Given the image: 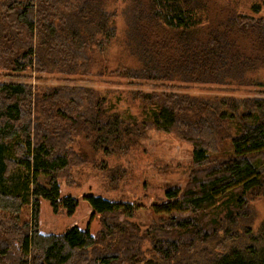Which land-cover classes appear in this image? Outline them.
I'll use <instances>...</instances> for the list:
<instances>
[{
  "label": "trees",
  "instance_id": "16d2710c",
  "mask_svg": "<svg viewBox=\"0 0 264 264\" xmlns=\"http://www.w3.org/2000/svg\"><path fill=\"white\" fill-rule=\"evenodd\" d=\"M133 1L127 46L141 68L132 71L131 78L226 85L264 68V16L230 12L217 26L207 28L200 15L209 10V0ZM258 1L252 6L256 14L264 7V0ZM14 2L8 16H0V36L7 42L17 38L10 33L15 25L27 32L28 40L17 39L22 46L7 56L0 52V60L6 56L5 63L17 73L32 68L34 58L41 72L61 66L86 68L89 57L84 48L101 46L116 36L102 1L82 0L73 14L65 15L64 24L41 18L38 35L48 48L41 55L33 44L35 0ZM43 7L45 16L50 15L52 9ZM244 41L248 47L241 46ZM71 47L77 49L79 58L58 57L60 50ZM75 59H83L82 64ZM94 96L92 91L67 88L34 95L29 85L0 83V214L19 216L25 206L32 207L31 219L24 224H19V217L9 223L0 219V259L4 263L71 264L76 252L101 246L92 254L85 253L87 260L81 264H264V221L256 233L248 229L251 236L245 246L231 245L212 257L207 256L213 252L205 254L210 249L207 246L203 253L199 250L219 226L218 221L210 226L204 223L205 214L222 207L225 219L235 224L237 212L247 210L250 198L264 192V99L245 100L240 109L230 99L206 108L204 102H180L167 93L143 96L159 102L151 124L191 142L194 164L208 167L204 174L193 173L184 190L168 187L161 198L142 204L125 190L140 187L141 193L147 192L139 166L152 162L153 157L139 145L140 130L134 132L118 116L106 117ZM228 119L241 122L239 134L230 132L224 123ZM86 124L97 133L95 146L108 159L109 178L104 187L108 182H121L120 188H111L106 195L81 186L71 174L81 159L68 142ZM223 138L231 140L233 154L223 160L209 158ZM144 206L165 215L191 213L183 218L170 216L165 222L168 230L158 228L152 238L156 254L150 258H145L137 226L119 222L120 215L130 218Z\"/></svg>",
  "mask_w": 264,
  "mask_h": 264
},
{
  "label": "rangeland",
  "instance_id": "374dc122",
  "mask_svg": "<svg viewBox=\"0 0 264 264\" xmlns=\"http://www.w3.org/2000/svg\"><path fill=\"white\" fill-rule=\"evenodd\" d=\"M80 1L82 0H35L34 21L37 27V33L35 31L36 36L33 44L41 55L48 52V48L42 42L43 39L40 37L41 35H38V28H40L39 23L43 22L41 18H44L46 23H55L57 25L64 24L66 22L65 15L70 16L73 14L76 11V3ZM101 1L105 10L111 14V23L116 28V36L105 42L102 40L104 39L103 37H98L100 42H104L102 43L103 46L92 45L89 46L88 49L84 48L85 54L89 57L86 68H80L78 66H61L57 69L53 67L47 72H41L38 68L37 58H34L32 68L29 67L22 73L12 71L9 65L5 63L6 56L15 52L16 48L19 46H22L18 40H28L27 32H24L23 28L20 26L13 25L14 23L12 22L14 27L10 33L16 34L17 38L11 42H7L5 38L3 39L0 36V52L6 55L4 59L0 60V83H21L29 85L32 87L34 95L56 88L92 91L95 95L93 97L95 103H98L99 106L102 105V110L106 117L118 116L123 122L130 125L134 132L140 130L139 145L141 148L146 149L153 157L152 162H144V164H140L142 166H139V174L145 179L148 188L145 190L147 192L141 193L140 187H135L134 189L127 187L125 192L129 191L131 194L128 195H130L135 202L149 204L151 201H154L156 197L161 198L163 191L168 187H179L184 190L188 186L193 173L204 174L208 165L197 167L194 164V146L191 142L180 138L175 133L159 131L151 124L153 114L159 109V102L152 101V99H147L143 96L167 93L168 95L170 94L180 99V102H204L206 103V108H208L210 104L218 105L215 104L217 101L230 99L235 101L240 109H244L243 104L245 100L264 99V68L248 73L241 82H234L226 85L182 82L179 80L155 81L131 78L130 75H134L130 73H132V71L135 73L141 68V64L137 57L130 52L127 46L128 24L129 21L131 22L130 18L134 1ZM209 1V10L200 15L201 19L204 21L203 24L206 25L207 28L217 26L231 13L250 17L254 16L255 18L264 16V7H262L261 12L258 14L252 11V6L254 4L261 3L258 0ZM14 3V0H0V16L7 17L8 8L12 7ZM43 6L52 9L49 10L52 16H45V11L43 10L45 7ZM208 20L209 22L207 23ZM0 21L2 22L1 19ZM3 26L9 28L7 24L3 23ZM0 27H2V24ZM248 45V41L241 42V46L248 47ZM50 46L53 47L54 44L51 43ZM12 49L15 50L10 51ZM76 51L77 49L75 47L60 50L61 53L58 57L62 58L63 55H69L73 58H79V52ZM46 60L48 61V59ZM75 60L77 64H82L83 59ZM86 60H88V58ZM99 106H96V109H98ZM91 107L85 110L87 111ZM103 118L105 117L103 116ZM224 123L227 124L233 135L239 134V124L241 122L235 119H228ZM54 125L57 126V121ZM96 136L97 133L92 131L90 124H86L85 127L72 133V138L71 141L68 142V146L81 160L78 161V164L73 165L71 174L74 180H76V183L84 187L87 186V188L91 187L93 190L98 189L106 195V193H109L107 190L111 188H120L121 182L119 181L117 182L118 184L113 185L108 182L107 186L104 187L105 181L109 178V171L106 169L108 159H106L103 151L95 146L98 144ZM221 141L217 150L210 151L209 158L223 160L229 158L233 154L231 140L223 138ZM102 181H104V183H102ZM114 195L117 197L119 196L117 193H114ZM145 195L147 196L146 198L144 197ZM190 214L191 213L176 212L171 215H165L163 213H156L149 206H144L143 208L137 209L130 218L120 215L119 222L137 226L140 231L139 236L141 235V237H143V252L145 253V258H150L156 254L153 250L152 238L158 228H165V230H168V228L165 227L167 224L165 222L169 220L170 216L183 218L189 217ZM210 214L211 215L207 216L206 214L204 215V223H208L210 226L212 222L218 221L219 226L217 232L213 235L214 237H212L208 243L201 244L199 248L201 253L210 248L205 254L208 255L209 252L213 253L207 257L225 252L231 245L234 246L236 244L245 246V244L250 241L251 235L247 234L248 229L254 234L264 221V192L259 196L250 198L247 210L240 213L237 212V215L234 217L239 219L235 224L230 225L229 221L225 219V210L222 207L215 209V211H211ZM31 216L32 207L25 206L19 216L11 212H2L0 214V219H2L3 222L9 223L13 221L14 218L19 217V224H24V222L31 219ZM50 220L51 217L49 216L48 221ZM223 226L224 229L220 231L219 228ZM212 227L214 226L212 225ZM225 229H228L231 233L225 235ZM214 230L215 229L212 231ZM117 242L118 241L112 242V244L115 245ZM206 246L208 248H206ZM100 247L101 246H96L85 252H76L71 264L83 263V261L87 260L85 253L92 254L95 249ZM195 253L197 252H194V254ZM193 258L197 259V256ZM205 259L206 258L203 260ZM0 264L6 263L1 260ZM120 264H122V262Z\"/></svg>",
  "mask_w": 264,
  "mask_h": 264
}]
</instances>
